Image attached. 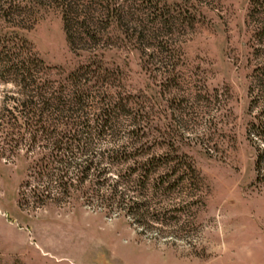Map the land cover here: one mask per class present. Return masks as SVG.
<instances>
[{"label": "rangeland", "instance_id": "374dc122", "mask_svg": "<svg viewBox=\"0 0 264 264\" xmlns=\"http://www.w3.org/2000/svg\"><path fill=\"white\" fill-rule=\"evenodd\" d=\"M6 1L0 43L43 61L35 77L49 93L89 67L90 121L120 105L99 142L130 152L109 182L135 161L168 163L145 180L151 206L137 212L83 194L32 209L19 204L32 157L0 154V264H264V164L249 132L264 111V0H73L71 41L66 0ZM17 91L1 80L0 105ZM181 162L197 184L163 192Z\"/></svg>", "mask_w": 264, "mask_h": 264}, {"label": "trees", "instance_id": "16d2710c", "mask_svg": "<svg viewBox=\"0 0 264 264\" xmlns=\"http://www.w3.org/2000/svg\"><path fill=\"white\" fill-rule=\"evenodd\" d=\"M6 3V0H0V12L11 19L14 6ZM62 7L71 41V30L81 15V7L73 0L64 1ZM1 42L0 81L15 82L18 91L13 97L12 108H6L5 102L0 105V154L25 152L32 157L30 172L20 189V206L38 209L66 203L77 194H83L87 203H107L132 213L150 207L151 202L140 198L143 193L139 192L147 187L146 181L151 174L161 164H167L168 159L153 157L135 161L124 172L116 168L118 176L109 182L108 173L114 169V162L127 160L130 151L126 145L104 148L99 142L109 130L113 131V115L121 107L118 103L104 104L96 120L98 124L90 121L85 107L88 100L94 98L89 86V81L95 77L93 71L82 67L69 74L68 81L61 82L58 91L49 93L47 84L40 83L35 77L36 68L43 61L21 49L17 51L16 46H9L5 40ZM69 84L73 90L72 97L67 99L63 93ZM260 115L249 131L258 145V170L264 164V111ZM175 174L178 176L172 183L166 182L165 178ZM133 175L135 179L131 181ZM189 179L197 184L195 168L181 162L160 177L159 186L163 192L181 190Z\"/></svg>", "mask_w": 264, "mask_h": 264}]
</instances>
